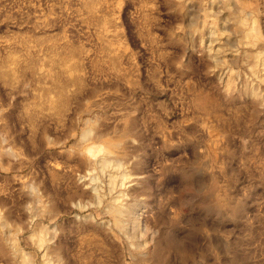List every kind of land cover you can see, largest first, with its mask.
<instances>
[{
	"label": "rangeland",
	"instance_id": "rangeland-1",
	"mask_svg": "<svg viewBox=\"0 0 264 264\" xmlns=\"http://www.w3.org/2000/svg\"><path fill=\"white\" fill-rule=\"evenodd\" d=\"M237 2L0 0V62L20 61L0 78V264H264V75ZM51 60L61 116L34 106ZM82 145L113 149L90 165Z\"/></svg>",
	"mask_w": 264,
	"mask_h": 264
},
{
	"label": "bare ground",
	"instance_id": "bare-ground-1",
	"mask_svg": "<svg viewBox=\"0 0 264 264\" xmlns=\"http://www.w3.org/2000/svg\"><path fill=\"white\" fill-rule=\"evenodd\" d=\"M97 0H88V4L93 3ZM237 1V0H236ZM238 15H234V20L237 26H239L240 35L239 41L244 47L243 52V62L247 63L249 69L253 75L263 76L264 75V52L261 50V47L256 46V39L258 36V28L256 25V18L249 17L250 12L254 14L253 11H248L249 7L245 0H238ZM13 67L5 68L4 65L0 62V78L6 83L12 84L17 82L19 77L17 76V69L20 66V61L15 56H10L8 58ZM51 65L53 70L47 72L40 70L37 74L40 80H48L52 83V86L56 89L57 95L54 99L48 96L49 89L42 87L43 92L38 94L36 101L34 103L35 108L39 111L43 105L48 106L56 115L61 116L68 108L70 102V94L67 91V85L61 81L60 76L66 75L68 67L63 64L62 60H51ZM76 86L81 87L82 80L80 77H77L73 81ZM93 128L89 126L84 132V138L89 137L92 133ZM130 130H127V133H130ZM110 145V144H109ZM113 146H90L82 145L80 146L81 154L84 156V159L93 165L94 163L105 162L107 156L112 153ZM104 152L102 157L98 155V159L94 161L90 157H96L97 152ZM92 160V161H91ZM233 212L238 214L240 212V206L233 207ZM110 213L116 218L117 224H119V217L122 214V210L119 206H113L110 210ZM38 244L41 245L44 241L43 238H38ZM1 251L5 254V250L2 248Z\"/></svg>",
	"mask_w": 264,
	"mask_h": 264
}]
</instances>
